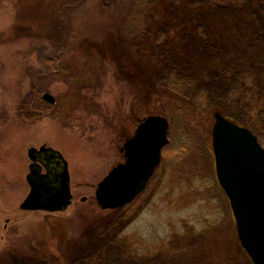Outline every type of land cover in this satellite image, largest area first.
<instances>
[{"label":"rangeland","instance_id":"374dc122","mask_svg":"<svg viewBox=\"0 0 264 264\" xmlns=\"http://www.w3.org/2000/svg\"><path fill=\"white\" fill-rule=\"evenodd\" d=\"M217 12L201 13L200 32L186 37L200 59L211 56L206 38ZM246 13L238 11L223 23L231 35L245 33L240 18L253 17ZM119 31L103 0H0V264H61L65 253V264H92L98 251L108 254L104 264L180 263L186 247L196 249L193 243L203 237L208 257L203 263L249 264L218 182L211 135L213 105L239 123L260 115L249 108L252 93L246 107L231 89L239 71L228 83L215 80L218 101L198 92L200 106L167 102L170 118L161 113L162 105L155 106L152 114L170 121L155 174L131 203L115 209L98 204L99 181L123 162L121 147L150 114L139 102V86L119 66L120 54L111 44ZM256 38L253 43L264 44L263 36ZM227 49L225 44L222 51ZM45 92L55 101L45 99ZM23 104L34 119L22 117ZM180 111L189 113L190 127ZM42 144L68 161L73 199L66 209L20 206L30 191L28 149Z\"/></svg>","mask_w":264,"mask_h":264},{"label":"trees","instance_id":"16d2710c","mask_svg":"<svg viewBox=\"0 0 264 264\" xmlns=\"http://www.w3.org/2000/svg\"><path fill=\"white\" fill-rule=\"evenodd\" d=\"M263 2L264 0H103L108 12L117 20L120 30L111 43L116 53L120 54L119 66L139 86L138 98L143 109L152 114L159 104L162 105L159 106L161 113L170 118L167 102L171 101L173 106L180 108L182 105L200 106L196 101L198 92L200 95L205 94L210 101H218L216 90L219 88H215V80L220 78V84L228 83L230 76L239 71V75L231 83V89H235L241 105L246 107L248 96L252 93L253 101L249 108L252 112L260 110L259 117L253 118L252 115L253 117L240 123L251 128L264 144V44L253 43L258 35L264 37V29L257 28L259 22L264 23ZM238 11H246V14L253 12L250 14L258 18L253 21V17L250 18L249 15L241 17L239 28H243L245 33L238 31L240 36L231 35L232 29L223 24L231 22ZM212 12H217L214 14L218 15V20L212 23L206 38L210 42L211 56L200 59L191 54L190 41L186 37L197 36L196 33L200 32V14ZM228 15L231 18L224 21ZM218 25H222V31L217 33ZM225 44L228 49L222 51ZM204 79L207 84L203 87ZM211 84L214 86L209 88L208 85ZM228 95L229 92L227 97ZM25 104L20 109L22 117L34 119L30 113L25 112ZM211 108L212 112L218 110L215 105ZM180 116L190 127L189 113H182ZM3 118L0 116V122ZM206 241L203 237L199 243H193L197 244L194 250L193 247L190 250L186 247V252L181 253L177 259L180 263L140 264H220L203 263L208 259L205 249H202ZM48 243L51 252L56 253V244L51 241ZM234 251L236 253L235 249ZM98 253L100 255L92 264H104L101 262L107 260L106 251ZM235 253L232 260L236 259ZM245 253L248 255L246 251ZM67 258L65 253L60 257V263L65 264ZM247 262L253 264L250 257ZM230 264L240 263L231 261Z\"/></svg>","mask_w":264,"mask_h":264},{"label":"water","instance_id":"95a60500","mask_svg":"<svg viewBox=\"0 0 264 264\" xmlns=\"http://www.w3.org/2000/svg\"><path fill=\"white\" fill-rule=\"evenodd\" d=\"M43 97L55 101L50 92ZM213 116L212 147L219 183L230 200L241 245L255 264H264V146L248 126L219 110ZM169 126V119L162 114H149L141 120L121 147L125 161L112 167L97 185L95 195L101 208L123 207L145 189L169 142ZM42 153L55 160L54 165H61L55 176L51 177V169L43 171L38 161ZM28 154L30 191L21 208L66 209L73 199L68 161L61 151L46 144L31 146Z\"/></svg>","mask_w":264,"mask_h":264},{"label":"flooded vegetation","instance_id":"af4514ba","mask_svg":"<svg viewBox=\"0 0 264 264\" xmlns=\"http://www.w3.org/2000/svg\"><path fill=\"white\" fill-rule=\"evenodd\" d=\"M47 154H38V161L41 162L43 164V169L45 171H48V169H51V177L55 176V174L58 172V170H60V167L61 165H54V162L55 160H49L47 157H46ZM123 158L125 159L124 157V154H123ZM123 159V161H124Z\"/></svg>","mask_w":264,"mask_h":264}]
</instances>
